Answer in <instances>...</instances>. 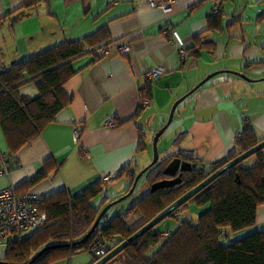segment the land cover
<instances>
[{
	"label": "crops",
	"instance_id": "crops-1",
	"mask_svg": "<svg viewBox=\"0 0 264 264\" xmlns=\"http://www.w3.org/2000/svg\"><path fill=\"white\" fill-rule=\"evenodd\" d=\"M21 4L0 0V17ZM101 28L112 41L109 52L92 64L89 59L76 63L77 74L64 85L66 106L9 156L18 165L8 173L0 169V189L14 187L18 194L45 198L60 191L73 196L98 183L104 186L102 176L113 174L116 178L104 196L124 195L131 182L119 172L150 163L154 134L168 120L174 102L215 72L177 108L168 130L185 145L172 150L174 144L166 138L167 155L193 149L204 162L226 159L237 151L236 137L246 123L257 139L264 137V0H178L168 12L147 0H46L26 10L17 23L0 22V65L8 67ZM196 41L197 48L190 49ZM189 42L188 57L182 58L178 47ZM204 42H212V48H201ZM126 43L132 51L125 54L120 47ZM156 67H162L163 74L153 83L151 104L144 102L138 114L140 87ZM20 92L38 95L32 84ZM108 117L116 120L115 126L105 124ZM141 131L147 148L138 152ZM1 151L8 146L0 126ZM42 169L46 176L34 179ZM143 183L142 191L147 192L149 180ZM188 209L180 216L203 210L195 205ZM166 227L160 224L158 229ZM255 228L264 230V205L258 209ZM91 256L82 252L57 264H88Z\"/></svg>",
	"mask_w": 264,
	"mask_h": 264
},
{
	"label": "trees",
	"instance_id": "trees-1",
	"mask_svg": "<svg viewBox=\"0 0 264 264\" xmlns=\"http://www.w3.org/2000/svg\"><path fill=\"white\" fill-rule=\"evenodd\" d=\"M44 1L22 0L20 7L0 17V22L8 19L17 23L26 10ZM218 13L219 9L215 15ZM197 42L190 49H196ZM111 43L107 32L101 28L80 38L53 44L8 67L0 65V126L8 146V151L4 152L8 156L36 137L66 106L69 98L64 94V85L77 74L76 63L82 59H89L90 64L99 61L104 55L102 50ZM202 44L201 48L213 46L212 42ZM161 75L153 79L146 76L140 87L138 114L146 107L144 102L151 104L153 83ZM28 84L36 87V97L20 92ZM262 139L264 137L257 139L246 123L237 139V151L221 161L204 162L195 156L193 149L169 153L143 174L149 180V190L133 199L127 209L110 217L108 222H100L86 240L85 236L103 207L119 197L104 196L108 188L101 183L73 196L60 191L42 197L39 208L46 213V221L27 232L8 237L4 241L6 249L0 254V264H57L71 261L73 255L82 252L92 255L88 264L95 262L97 256L93 248L100 241L110 252L209 174ZM180 140L178 137L174 143ZM146 148L145 135L141 131L137 150L141 152ZM177 156L191 161L192 170L182 172L179 183L152 191L153 183L168 178L163 171ZM142 169L128 166L119 172L118 176L125 174L131 182L125 193ZM44 176L46 171L42 169L34 179ZM191 205L203 209L196 221L185 217L173 228L158 229L164 218L117 253L118 264H264V230L255 228L258 209L264 205V148L217 177L167 218L176 217ZM243 231L242 236L234 238ZM221 235L232 236V242L222 243Z\"/></svg>",
	"mask_w": 264,
	"mask_h": 264
},
{
	"label": "water",
	"instance_id": "water-1",
	"mask_svg": "<svg viewBox=\"0 0 264 264\" xmlns=\"http://www.w3.org/2000/svg\"><path fill=\"white\" fill-rule=\"evenodd\" d=\"M231 73H234L240 77H243L249 81H252L247 74L239 72V71H233L229 70ZM217 73H211L204 79H202L196 86L193 87L188 93L183 95L182 97L178 98L171 109L169 118L163 126L158 129L155 132V135L153 137V158L151 162L146 165L134 178V181L132 183V186L130 190L125 193L124 195L120 196L117 200L111 201L108 204L103 207V209L100 211L98 217L96 218V221L94 222L92 228L88 232V234L85 236L84 240L90 237V235L93 233V231L96 229V227L101 222L102 218L105 216L107 211L111 208L114 203L122 201L129 196L132 195L134 192L141 176L149 170V168L159 162L160 160V151L158 147V141L160 137L164 134V132L167 130V128L172 124L175 112L179 105L186 100L190 94H192L195 90H197L200 86H202L204 83H206L209 79H211L213 76H215ZM264 148V139L260 140L256 145L249 148L248 150L239 153L237 156H235L233 159L227 161L225 164H223L221 167H219L217 170L209 174L201 183L197 184L195 187L188 190L186 193H184L181 197H179L176 201H174L172 204H170L167 208L159 212L152 220H150L148 223H146L143 227H141L139 230H137L135 233H133L130 237L116 245L110 252H108L104 257L99 259L98 261L92 262L90 264H106L110 259H112L117 253L122 251L126 246H128L131 242H133L135 239H137L139 236L144 234L147 230L153 228L155 225H157L159 222H161L164 218L171 215L176 209L181 207L184 203H186L190 198H192L195 194L200 192L203 188H205L208 184H210L213 180H215L217 177L222 175L225 172H229V170L241 163L243 160H245L247 157L253 155L260 149ZM193 168V164L191 161H188L186 159H182L180 157H174L172 158L169 163L166 165L164 169V174L168 176V178L156 181L152 184L151 190L154 191L158 188L166 187V186H173L176 183L180 182L182 172L185 171H191ZM42 252V251H41Z\"/></svg>",
	"mask_w": 264,
	"mask_h": 264
},
{
	"label": "built area",
	"instance_id": "built-area-1",
	"mask_svg": "<svg viewBox=\"0 0 264 264\" xmlns=\"http://www.w3.org/2000/svg\"><path fill=\"white\" fill-rule=\"evenodd\" d=\"M150 4L156 5L168 12L171 10L178 0H147ZM192 42L186 44H180L178 47V53L182 58L188 57V47ZM120 49L122 53H128L132 51L130 44H123ZM110 48L106 47L102 50V53L107 54ZM162 67H156L147 72L148 79L157 78L162 74ZM148 103V102H145ZM105 124L107 126H115L116 120L113 117H108ZM79 136V132L76 131V137ZM240 137L237 135L236 139ZM14 159H11L4 151L0 152V169L2 172H9L14 164ZM102 180L106 185V188L113 182L114 175L108 174L102 176ZM42 201V197L33 193L18 194L14 187H6L0 189V242L5 241L8 237L14 234H20L29 231L43 222L46 221V213L41 211L39 203ZM166 235V234H165ZM107 245L100 241L93 248V254L97 256L96 261L101 259L107 254Z\"/></svg>",
	"mask_w": 264,
	"mask_h": 264
},
{
	"label": "rangeland",
	"instance_id": "rangeland-1",
	"mask_svg": "<svg viewBox=\"0 0 264 264\" xmlns=\"http://www.w3.org/2000/svg\"><path fill=\"white\" fill-rule=\"evenodd\" d=\"M173 123V122H172ZM170 127V126H169ZM168 127V128H169ZM167 128V132L165 131L164 133H166L167 137L163 134L160 138V140L158 141V147H159V151H160V159H163L164 157H166L167 153H166V150H169V149H166L167 147H170L169 143L166 141V138H168L171 143H173L174 145L172 146L173 149L172 150H175L177 149L178 147H181V146H184L185 143H179V144H175L174 141H175V133H172L171 134V130H168ZM153 144V142H152ZM152 157H153V147L151 149V154L149 155V159H150V162L152 160ZM144 162L141 163V167L144 166ZM149 164V162H148ZM147 164V165H148ZM140 182L138 184V189L137 191L134 193V195L128 197L127 199H125L124 201H121V202H118L117 204H115L114 206H112L108 211L107 213L105 214V218L107 219L108 215H110L111 217L114 216L116 213L120 214L124 209H127V206L130 202H132V200L134 199H137L138 196H140V194H143L146 190H143L142 191V188H143V182L147 180L146 176L145 175H142L141 178H140ZM149 190V189H148ZM147 190V191H148ZM111 193V191H109ZM185 210H189L188 208L185 209ZM181 214V213H180ZM179 215H177L176 217H169V218H165V220H163L160 224H163V225H166V226H170V228H173L174 227V224L178 225V221L180 220H185L186 218H184L183 216L181 217ZM193 218H195V220L198 219V214L197 212H192L190 213ZM183 215V214H182ZM191 215H190V218H191ZM103 220L102 224H104L107 220ZM230 238H228V236H225V235H221L220 236V241L222 243H230L232 242L233 240V237L232 236H229ZM6 249V242L2 241L0 242V254H2ZM79 254V253H78ZM78 254H75V256H78ZM72 259H74V255L72 257ZM66 261V260H65ZM120 262V257H113L112 259H110L106 264H118Z\"/></svg>",
	"mask_w": 264,
	"mask_h": 264
}]
</instances>
